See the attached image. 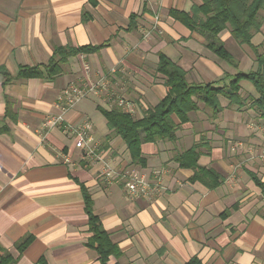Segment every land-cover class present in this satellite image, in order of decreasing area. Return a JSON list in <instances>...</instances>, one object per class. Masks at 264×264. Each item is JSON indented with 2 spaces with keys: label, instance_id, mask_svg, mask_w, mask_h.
I'll list each match as a JSON object with an SVG mask.
<instances>
[{
  "label": "crops",
  "instance_id": "crops-1",
  "mask_svg": "<svg viewBox=\"0 0 264 264\" xmlns=\"http://www.w3.org/2000/svg\"><path fill=\"white\" fill-rule=\"evenodd\" d=\"M203 1L0 0V67L11 76L21 66L47 65L58 47L101 46L69 57L52 77L4 85L0 73V244L15 264L40 258L47 264H102L86 244L92 233L81 183L119 247L108 264H186L193 257L204 264H264V193L254 179L264 182V116L251 81H240L241 106L220 95L217 116L199 99L188 122L174 115L175 139L142 144L145 166L132 163L126 142L100 110L120 107L109 98L112 92L132 102L128 112L136 119L157 105L167 93L157 72L160 53L195 85L222 87L238 72L258 69L253 46L264 52V7L251 45L239 44L229 29L220 33L235 67L206 46L203 33L170 14ZM104 74L108 89L67 114L74 125L93 124L96 155L85 156L62 127L44 124L59 112L58 97L70 82ZM6 95L15 119L6 116ZM197 142L198 164L220 176L215 187L206 178L193 179L195 169L176 160ZM131 176L150 182L146 196L129 195ZM27 236L32 241L21 252L17 244Z\"/></svg>",
  "mask_w": 264,
  "mask_h": 264
},
{
  "label": "trees",
  "instance_id": "trees-1",
  "mask_svg": "<svg viewBox=\"0 0 264 264\" xmlns=\"http://www.w3.org/2000/svg\"><path fill=\"white\" fill-rule=\"evenodd\" d=\"M264 7V0H204L194 6L190 11L172 9L170 14L188 28L199 31L207 37L206 46L219 58L237 67V61L226 48L220 33L229 29L234 39L241 45H251L252 37L261 29L262 18L260 10ZM101 46L58 47L55 49L49 63L45 66H21L16 76H11L5 68L0 67V73L5 77L4 85L13 80L29 79L35 77H52L61 72L65 61L82 52L91 53L98 51ZM258 63V69L249 72H238L222 87H215L211 83L190 84L186 71L163 53L159 54L157 72L164 77L166 95L153 107H150L140 119L134 118L129 112L120 107L106 109L100 107L107 119L112 132L119 135L130 151L132 163L145 166L146 158L143 156L142 144L144 142H157L159 140H173L176 138L178 124L173 116L181 122L190 120V113L198 109L197 99L203 101L212 110L213 116L222 111L220 95L229 100V104L242 105L244 97L241 94L240 81H251L259 98L255 101L260 106L264 116V52L253 46ZM227 77V76H226ZM230 77V76H228ZM6 116L15 119L12 99L6 95ZM201 142L195 143L190 149L177 157L181 166L195 169L193 179L206 178L210 187L217 186L220 176L211 168L198 164ZM264 193V182L254 177ZM84 195L85 208L89 217V230L92 235L87 241V246L94 249L102 264H108L110 256H119L118 245L112 241L105 230L98 215L93 210V199L89 189L81 183ZM32 241V236H27L17 244L22 252ZM0 264H15L12 254L0 244ZM36 264H47L40 258ZM186 264H204L199 258L193 257Z\"/></svg>",
  "mask_w": 264,
  "mask_h": 264
},
{
  "label": "built area",
  "instance_id": "built-area-1",
  "mask_svg": "<svg viewBox=\"0 0 264 264\" xmlns=\"http://www.w3.org/2000/svg\"><path fill=\"white\" fill-rule=\"evenodd\" d=\"M86 70H90L89 66H86ZM115 71V68L110 70V72ZM107 89L108 74L102 75L97 80H91L90 78L86 77L80 81L70 82L58 97L57 107L59 112L46 121L44 124L45 127L47 129L53 127H62L65 132L69 133L75 138L76 147L82 149L85 156L96 155L93 145L92 122L89 120H84L81 123L74 125L68 122L67 114L81 100H84L91 95H99L101 92ZM109 98H113L114 101H116L117 104L124 108L127 112L131 111L133 108L132 102L125 99L124 97L118 96L114 92H112V95ZM261 157H264V149ZM105 173L107 176H113L111 169H107ZM125 185L129 195L132 198L138 197L139 195L146 196L151 188L150 182L148 180L138 176H131L129 180L126 181Z\"/></svg>",
  "mask_w": 264,
  "mask_h": 264
},
{
  "label": "rangeland",
  "instance_id": "rangeland-1",
  "mask_svg": "<svg viewBox=\"0 0 264 264\" xmlns=\"http://www.w3.org/2000/svg\"><path fill=\"white\" fill-rule=\"evenodd\" d=\"M264 143V142H263Z\"/></svg>",
  "mask_w": 264,
  "mask_h": 264
}]
</instances>
